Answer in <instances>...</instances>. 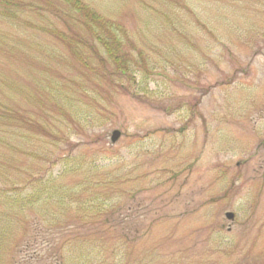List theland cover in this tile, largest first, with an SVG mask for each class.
Returning <instances> with one entry per match:
<instances>
[{
    "label": "rangeland",
    "instance_id": "obj_1",
    "mask_svg": "<svg viewBox=\"0 0 264 264\" xmlns=\"http://www.w3.org/2000/svg\"><path fill=\"white\" fill-rule=\"evenodd\" d=\"M81 1L131 76L64 1L0 0V188L55 180L36 233L0 200V264H264V0Z\"/></svg>",
    "mask_w": 264,
    "mask_h": 264
},
{
    "label": "trees",
    "instance_id": "obj_2",
    "mask_svg": "<svg viewBox=\"0 0 264 264\" xmlns=\"http://www.w3.org/2000/svg\"><path fill=\"white\" fill-rule=\"evenodd\" d=\"M68 6L69 10L74 12L77 15V21L84 26L86 32L90 35L92 40H94L101 52L102 55L106 56V59L109 60L116 71L120 73L121 76H131L132 68L135 66V61L129 51L123 49L127 43L126 33L122 28L116 24L115 22L101 16L100 14L96 13L91 7L85 4L81 0H62ZM72 20L75 22L73 16ZM76 21V22H77ZM83 64L87 67L86 61H83ZM134 76V75H133ZM14 110L7 108H0V119L1 120H8L14 116ZM16 113V112H15ZM6 123V122H5ZM17 129L16 131H18ZM39 134L48 135V133L41 129ZM43 157H46L43 156ZM64 160V172H60V177H66L67 175L73 173L71 172L73 169L69 160L65 157ZM71 166V168L69 167ZM69 169V172H66ZM75 168V166H74ZM42 178V177H41ZM31 179V178H30ZM34 180V179H32ZM54 179L48 176L46 179L42 181L36 180L31 182V190H25V185L28 184V181L22 182H15L12 181L10 183V188L6 190H1L0 188V200L3 199L5 205L7 206L8 210L11 212H20L24 214L25 219H23V225L25 227V232L23 237L26 236L29 231L36 233L39 230H42L43 227L37 222L34 217L37 218L39 215L37 212V202L47 200L52 201L54 194L46 187L49 183H54ZM40 182V183H39ZM85 181H80L75 184V186L82 188L85 186ZM36 185V186H35ZM46 185V186H45ZM39 186H42L40 189ZM60 187L63 190L62 186ZM28 189V188H27ZM76 192L73 193V197L68 195L59 194L58 196V203L62 204L64 201H75ZM2 201V200H1ZM33 214L31 219H26V217ZM17 220L12 218V225L14 224L13 228L15 227V222ZM3 220H1L0 224V234L3 233L4 228L2 226ZM28 239H25L20 242L19 244L14 245V247L25 249L28 247Z\"/></svg>",
    "mask_w": 264,
    "mask_h": 264
},
{
    "label": "water",
    "instance_id": "obj_3",
    "mask_svg": "<svg viewBox=\"0 0 264 264\" xmlns=\"http://www.w3.org/2000/svg\"><path fill=\"white\" fill-rule=\"evenodd\" d=\"M119 137H120V132L118 130H114L112 132L111 141L115 142ZM226 217L228 219H232L233 218V214L228 212V213H226Z\"/></svg>",
    "mask_w": 264,
    "mask_h": 264
}]
</instances>
